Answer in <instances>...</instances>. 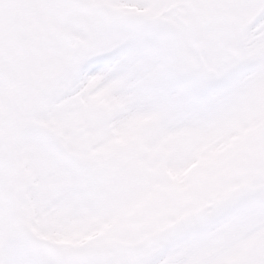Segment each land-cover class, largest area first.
Returning <instances> with one entry per match:
<instances>
[{"label": "snow or ice", "instance_id": "1", "mask_svg": "<svg viewBox=\"0 0 264 264\" xmlns=\"http://www.w3.org/2000/svg\"><path fill=\"white\" fill-rule=\"evenodd\" d=\"M0 264H264V0H0Z\"/></svg>", "mask_w": 264, "mask_h": 264}]
</instances>
